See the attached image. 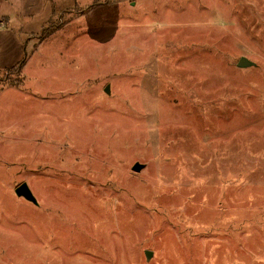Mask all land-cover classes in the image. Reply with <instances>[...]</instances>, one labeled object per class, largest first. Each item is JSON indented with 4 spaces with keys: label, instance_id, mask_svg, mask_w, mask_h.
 <instances>
[{
    "label": "rangeland",
    "instance_id": "rangeland-1",
    "mask_svg": "<svg viewBox=\"0 0 264 264\" xmlns=\"http://www.w3.org/2000/svg\"><path fill=\"white\" fill-rule=\"evenodd\" d=\"M0 264H264V0H0Z\"/></svg>",
    "mask_w": 264,
    "mask_h": 264
},
{
    "label": "water",
    "instance_id": "water-1",
    "mask_svg": "<svg viewBox=\"0 0 264 264\" xmlns=\"http://www.w3.org/2000/svg\"><path fill=\"white\" fill-rule=\"evenodd\" d=\"M255 65H256V63L254 61L250 60L249 58H247L245 56L241 57V59L238 62V66L241 67V68H249V67H252V66H255ZM106 91L109 92L110 91V87H107ZM143 168H144V165H142L140 163H137L133 167V170L138 172V171H141ZM16 193L19 196L25 197L29 201H33V202L37 203V200H36L34 194L32 193V190L30 189V187H29V185L27 183H23L22 185H20L16 189ZM146 255H147L148 259H150L151 255H152V251H149V250L146 251Z\"/></svg>",
    "mask_w": 264,
    "mask_h": 264
},
{
    "label": "trees",
    "instance_id": "trees-1",
    "mask_svg": "<svg viewBox=\"0 0 264 264\" xmlns=\"http://www.w3.org/2000/svg\"><path fill=\"white\" fill-rule=\"evenodd\" d=\"M26 60H27V53H25V56L22 59V61H20L17 65L14 66V70L21 69L23 66H25ZM253 67H256V65L252 66V67H249V68H253ZM242 69H247V68H242Z\"/></svg>",
    "mask_w": 264,
    "mask_h": 264
},
{
    "label": "crops",
    "instance_id": "crops-1",
    "mask_svg": "<svg viewBox=\"0 0 264 264\" xmlns=\"http://www.w3.org/2000/svg\"><path fill=\"white\" fill-rule=\"evenodd\" d=\"M11 38H15V36L14 35H12V37Z\"/></svg>",
    "mask_w": 264,
    "mask_h": 264
}]
</instances>
